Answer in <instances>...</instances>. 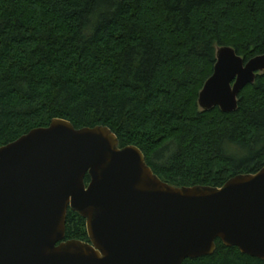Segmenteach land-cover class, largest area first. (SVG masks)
Segmentation results:
<instances>
[{"label": "trees", "instance_id": "obj_1", "mask_svg": "<svg viewBox=\"0 0 264 264\" xmlns=\"http://www.w3.org/2000/svg\"><path fill=\"white\" fill-rule=\"evenodd\" d=\"M221 46L244 61L264 54V0H0V147L62 119L109 128L175 187L254 174L264 167V72L232 112L197 103ZM70 239L88 236L68 210ZM182 264L264 260L217 239L211 255Z\"/></svg>", "mask_w": 264, "mask_h": 264}, {"label": "water", "instance_id": "obj_2", "mask_svg": "<svg viewBox=\"0 0 264 264\" xmlns=\"http://www.w3.org/2000/svg\"><path fill=\"white\" fill-rule=\"evenodd\" d=\"M263 72L264 54L244 61L218 47L199 108L234 111ZM68 210L88 241L65 240ZM217 239L264 260V167L222 187H175L109 128L62 119L0 147V264H182L211 255Z\"/></svg>", "mask_w": 264, "mask_h": 264}]
</instances>
